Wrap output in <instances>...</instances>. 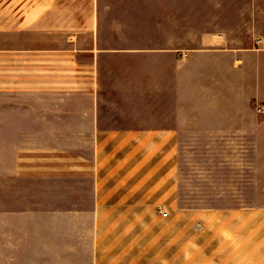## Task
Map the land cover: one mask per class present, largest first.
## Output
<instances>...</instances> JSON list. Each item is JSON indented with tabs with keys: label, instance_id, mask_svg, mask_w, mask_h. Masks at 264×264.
<instances>
[{
	"label": "crops",
	"instance_id": "crops-1",
	"mask_svg": "<svg viewBox=\"0 0 264 264\" xmlns=\"http://www.w3.org/2000/svg\"><path fill=\"white\" fill-rule=\"evenodd\" d=\"M127 1L0 11V256L264 264V207L181 206L178 185L181 145H264V0H154V44L116 48L114 12H143ZM121 53L131 102L115 123ZM128 65L152 72L139 90ZM39 176L55 205L37 206Z\"/></svg>",
	"mask_w": 264,
	"mask_h": 264
},
{
	"label": "rangeland",
	"instance_id": "rangeland-1",
	"mask_svg": "<svg viewBox=\"0 0 264 264\" xmlns=\"http://www.w3.org/2000/svg\"><path fill=\"white\" fill-rule=\"evenodd\" d=\"M51 1L53 4L55 0H49V2ZM66 1L71 4L73 0ZM136 3H138L137 7L140 8V11L143 12L141 14L137 13L134 19L130 15L125 16L124 11L114 12L112 24L115 26L116 32L105 34V36H109V40L115 43L116 48H124L129 45L134 47L154 44L153 42L156 39L155 1L141 0ZM31 6L42 8L44 7V0H0V11L6 7L15 8L18 11H27L28 7ZM173 36L178 38L179 35L169 33L162 35L164 41L172 39ZM237 36L242 37L246 42L252 40L254 43L259 37V35L248 33L238 34ZM125 57L128 56L123 53L115 55L116 70H120L121 73L117 75L114 92L109 93V99H104V104L108 100L110 106L116 109V113L110 116V120L115 123L122 121L123 114L118 111L123 110L125 101L131 102L130 98H124V95L129 93L124 91L123 87L126 85L123 75L125 63H127ZM133 67H136V70L140 73L136 75L138 81L135 83L138 86L136 89L139 90V76L143 72L144 75L152 72L143 65L127 66L131 70H134ZM136 101L139 102L140 99L138 98ZM34 181L37 206L55 205V202H57L55 199L59 197V188H50L49 179L43 176L36 177ZM178 182L179 203L181 206L227 208L254 205L264 207V145H181ZM39 210L37 209V212ZM41 235L39 232L36 233L37 237ZM46 243L51 246L58 244L53 241ZM16 252L19 253L18 250ZM51 260L48 259V262ZM27 263H29V260L20 256L16 258L0 256V264Z\"/></svg>",
	"mask_w": 264,
	"mask_h": 264
},
{
	"label": "built area",
	"instance_id": "built-area-1",
	"mask_svg": "<svg viewBox=\"0 0 264 264\" xmlns=\"http://www.w3.org/2000/svg\"><path fill=\"white\" fill-rule=\"evenodd\" d=\"M263 111H264V107H263ZM162 212V210H160Z\"/></svg>",
	"mask_w": 264,
	"mask_h": 264
}]
</instances>
